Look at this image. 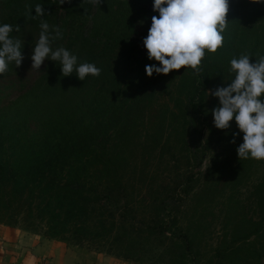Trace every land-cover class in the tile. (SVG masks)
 <instances>
[{
	"label": "trees",
	"instance_id": "16d2710c",
	"mask_svg": "<svg viewBox=\"0 0 264 264\" xmlns=\"http://www.w3.org/2000/svg\"><path fill=\"white\" fill-rule=\"evenodd\" d=\"M228 2L223 46L216 53L205 50L199 75L182 68L148 77L146 65L159 66L158 62L147 58L145 48L141 60L133 55L137 29L143 26L148 35L144 17L159 14L149 0H101L99 6L87 0L62 5L58 0H0V25L20 27L12 36L22 41L24 56L19 68L9 65L0 75V224L14 225L22 214L25 220L44 223V237L71 240L76 246L106 242L112 229H124L127 186L132 187L135 177L150 176L151 161L183 154L189 133L205 113L207 91L219 76L216 64L235 57V41L246 28L264 32V0ZM37 4L45 16L28 18L26 7L35 17ZM41 19L62 32L53 48H66L78 63H94L100 76L84 81L75 73L63 77L58 62L51 60L38 70L29 68ZM243 135L235 118L227 130H218L216 144L222 141L233 153L222 155L220 163L212 161L209 171L221 170V176L235 178L238 184L240 176L250 179L253 159L240 161L236 151ZM210 142L206 139L201 149L188 144L197 164ZM252 188L257 219L247 234L217 247L214 264H264V181ZM191 192V176L181 177L165 191V200L158 204L161 225L153 236L174 238L163 230L166 198H184ZM175 222L172 218L169 224L174 227ZM183 239L179 246L172 241L169 249L186 252L191 243ZM172 258L186 264L182 254Z\"/></svg>",
	"mask_w": 264,
	"mask_h": 264
},
{
	"label": "rangeland",
	"instance_id": "374dc122",
	"mask_svg": "<svg viewBox=\"0 0 264 264\" xmlns=\"http://www.w3.org/2000/svg\"><path fill=\"white\" fill-rule=\"evenodd\" d=\"M153 3L154 0H149V4ZM154 15L159 16V14ZM152 16L144 17L147 20L144 29L147 31L151 27ZM145 34L143 26L137 29L136 50L133 55L137 61L144 55ZM263 35L264 32H259V28L256 30L246 28L243 37L235 41V47L240 54L236 51L233 53L235 57L220 59L219 64H216L219 66V76L212 84L213 90L207 91L205 113L196 121L195 129L189 133L183 154H179L173 160L165 156L163 161L160 159L151 161L148 164L150 176L144 179L135 177L130 184L132 187L127 186L124 194V229H112V234L106 242L87 241L77 246L132 264H178V260L172 257H179L181 254L185 256L186 264H214L213 254L217 247L227 244L233 236L239 237L251 231V223L257 219L256 200L252 187L264 181V160L253 159L249 170L250 179L245 180V177L240 176L239 184L235 182V178L227 179L221 176V170L209 171L208 167L212 161H216L214 164L220 163L222 155L231 154L233 151H230L222 141L218 144L215 142L218 140V129L214 127L212 110L219 106V101L208 93L219 87H226V83L230 82L231 59L251 53L250 63L254 64L256 59L264 56ZM255 48L257 50L251 52V49ZM206 139H211L210 148L203 152L201 163L197 164V161L191 157V148L188 144L193 142L201 149ZM127 155H130L129 151ZM183 176L192 177L193 192L184 198L175 194L167 197L168 204L163 214L167 216L163 230L174 233V240L157 238L152 234L157 232V228L161 225L157 218V215L161 214L158 204L165 200V191L171 190L177 180L180 181ZM21 215L14 225H0L44 235L43 222L25 220ZM172 218L176 219L174 227L169 224ZM153 228L154 232H152ZM233 233L236 235H232ZM183 237H187L188 242L191 243L186 252L181 250L180 254L178 249H169L172 241L178 246L181 245L184 241ZM63 243L74 245L71 240Z\"/></svg>",
	"mask_w": 264,
	"mask_h": 264
},
{
	"label": "clouds",
	"instance_id": "9594fccd",
	"mask_svg": "<svg viewBox=\"0 0 264 264\" xmlns=\"http://www.w3.org/2000/svg\"><path fill=\"white\" fill-rule=\"evenodd\" d=\"M70 2L58 0L61 5ZM87 2L99 6L101 0ZM152 10L159 16H152L143 46L147 58L155 60L159 66L146 65L147 76L152 77L153 73L168 75L182 68L199 75L205 50L216 53L223 46V33L229 24L225 19L229 11L228 0H154ZM31 11V7H26L30 19L45 16L41 4L35 6V17L31 16ZM39 27V38L31 55L33 70L40 69L45 60H51L58 62L63 77L75 73L80 81H84L88 76H100L101 69L94 63H78V57L66 48H53V43L62 38L58 27L50 26L44 19ZM14 31L19 33L20 27L8 23L0 25V75L9 70V65L19 68L24 60L23 43L12 36ZM251 57L241 54L231 59L229 73L232 79L228 86L208 93L219 101V106L212 110L214 127L227 130L235 118L238 129L244 134L243 143L236 150L240 161L264 160V99H261L264 97V56L256 59L254 64L250 63Z\"/></svg>",
	"mask_w": 264,
	"mask_h": 264
},
{
	"label": "crops",
	"instance_id": "0c3cea01",
	"mask_svg": "<svg viewBox=\"0 0 264 264\" xmlns=\"http://www.w3.org/2000/svg\"><path fill=\"white\" fill-rule=\"evenodd\" d=\"M0 264H132L0 225Z\"/></svg>",
	"mask_w": 264,
	"mask_h": 264
}]
</instances>
